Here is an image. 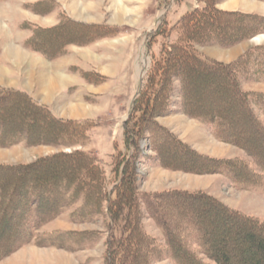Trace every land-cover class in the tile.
Instances as JSON below:
<instances>
[{"label": "rangeland", "instance_id": "rangeland-1", "mask_svg": "<svg viewBox=\"0 0 264 264\" xmlns=\"http://www.w3.org/2000/svg\"><path fill=\"white\" fill-rule=\"evenodd\" d=\"M212 1L214 7L220 11L250 13L264 17V0ZM5 5L10 6L15 13L18 12L15 15L22 17L24 33L27 32L28 35H31L36 27L48 28L68 19L65 21V25L69 26L68 32L56 35V38L62 41L67 38L61 44L63 45L61 50L65 49L63 54L51 59L43 57L47 61L56 63L57 68L63 62L66 63L65 65H73L68 69L73 74L68 79L71 83L67 93L69 97L65 96L63 88L59 87V77L52 78L50 75L44 76V82L48 84V86L44 85V90L55 91L59 87L55 93L48 94L39 90L38 99L27 94L35 103L46 107L47 112L55 119L79 121L84 124V128L80 136L82 139L73 145L50 144L48 142L50 136L41 134L37 127L34 130L33 140L40 139V141L28 145L19 143L0 147V166L6 168H0V177H11L18 173L14 168L22 166H28L26 170L33 168L36 171L45 168L46 172L41 175L57 172L59 167L66 168L72 161L70 159L50 161L48 158L59 153L78 150L89 155L93 164L100 169L98 187L101 189L99 199H86L85 202L81 193L72 197L73 199L66 198L61 212L42 224L34 232L28 244L0 259V264H110L108 237L110 232L113 231L118 235L120 231L113 228L114 224L112 226L113 222L109 215L115 214L114 223L120 225L124 219L121 212L125 207L120 206L119 211L113 213V206L108 205V197L116 196V192H112V189L121 178L122 169L126 166L127 174H131L129 184L133 189V199L138 206L134 216L135 221L141 230V235L147 236V239L142 238L139 242L143 246L137 247V253L145 256L147 264H179V262L171 257L163 234L147 212L143 201L147 195H151L168 213L167 219L174 220L176 217L172 212L173 207L162 202L177 203L174 193L182 192L197 193L202 199L209 201L208 211L213 212L214 215L212 219L214 226L209 227V230L219 238L215 240V246L232 255L230 264H242L232 247L243 246L246 235L241 232L229 234L227 230L245 229L246 226L230 220L229 216L226 219L223 215L235 212L264 221V182L257 187L237 188L226 175L209 172L208 161L240 160L259 174L260 170L255 161L238 146L218 140L208 123L188 114L182 85L176 76L181 72L180 69L178 74H170L166 82V92L164 91V94L163 91L160 92L162 99L158 100V105L151 110L147 109L143 115L141 113V109L147 105V81L152 73L155 74V71H152L154 65L163 57L164 50L171 43L177 42L178 35L182 33L177 23L179 18L187 9H203L205 2L203 0H12L9 4L2 3V6ZM258 23L263 25L264 21ZM0 27L5 31L1 19ZM105 31H108L109 35L100 36L86 45L65 44L69 39L80 40L83 34H91L89 37H95ZM231 32L234 33L232 30ZM232 37L235 36L232 34ZM228 38L224 34L217 36L209 32L206 38L202 37L192 43V50L208 61L231 67L240 91L251 99L249 100L252 111L264 126V77L256 71L257 64L263 60L264 31L231 43L227 42ZM41 39L47 44V46L43 45L45 50L51 51L54 47L52 40L46 37ZM246 53H249L247 60L243 57ZM25 55L16 47H11L9 50V59L16 62ZM34 60H32L34 67L31 77L36 80L38 75L46 70V65L43 60L41 62ZM17 64L21 71H24L26 61H18ZM202 69L204 66L200 68ZM198 78L196 77L195 81L202 84V77ZM210 82L211 80L203 82L207 84L208 90L213 87ZM0 88L10 87L0 85ZM219 89L220 86L217 85L211 90L213 94V99H210L211 105L216 103ZM32 90L36 91L38 88ZM138 92H140L139 97ZM199 96H201L199 93H193L190 100H195ZM44 97L47 98L43 100ZM226 97L228 99L230 95ZM220 101L218 99V102ZM19 106L22 107L21 104ZM13 116L11 123H18L19 114ZM24 117L28 120L30 118L28 115ZM44 120L42 117L41 121ZM126 128L132 130L129 139L125 138ZM160 131L164 132L168 139L167 143L166 138L163 140L165 149L182 152L186 157L181 158L180 154L176 155L177 153L168 157L163 156V162L171 167L161 165L158 153L154 149V146L158 145L155 141L159 142L158 135H162ZM250 145L249 147L255 149L258 144ZM175 147H179L178 150ZM262 149L264 150V147ZM181 159H184L185 163H178ZM261 160L264 161V155H261ZM184 168L194 170L189 171ZM34 173L36 174L33 170L28 174ZM191 203L192 206L186 208V213L198 212L197 199H191ZM118 204L121 205L120 202ZM200 214L203 217L208 216L204 212ZM186 231L183 233L189 237L187 238L189 249L203 263L213 264L201 253L193 236V229L188 228ZM10 232V230H0V243L5 247L10 246L7 239ZM118 260L120 261L116 256L112 264H119Z\"/></svg>", "mask_w": 264, "mask_h": 264}, {"label": "trees", "instance_id": "trees-1", "mask_svg": "<svg viewBox=\"0 0 264 264\" xmlns=\"http://www.w3.org/2000/svg\"><path fill=\"white\" fill-rule=\"evenodd\" d=\"M203 1L205 2L203 9L187 10L179 18L177 23L180 25L182 33L178 35L177 42L171 43L164 50L163 57L154 65L152 71H155V74L152 73L147 81V105H144L145 107L141 109V113L143 115L147 109L151 110L158 105V100L162 99V91L164 94L167 89L166 82L170 78V74L176 75L180 69L181 72L176 76L182 85L188 114L208 123L213 135L218 140L234 144L247 152L259 167L260 173L254 172L243 161L236 159L207 160L210 163L207 170L226 175L237 188L246 189L261 186V183L264 182V161L261 160V155H264L262 149L264 147V126L252 111L251 99L246 93L240 91L230 66L217 64L196 55L192 50V43L197 39H202V37L206 38L209 32L217 36L224 34L229 37L228 43L245 39L257 32L264 31V24L258 23L264 21V17L250 13L220 11L214 7L212 0ZM67 20L60 21L48 28H34L26 41V46L49 59L63 54L65 49L61 50L63 46L61 44L67 38L62 41L57 39L56 35L68 32L69 26L65 25ZM107 34L109 35L108 31L95 37H89L91 34H83L80 40L69 39L65 44L82 46ZM232 34L235 36L234 38ZM41 37L52 40L54 47L51 51L45 50L43 45L47 46V44L43 42ZM248 54L246 53L243 56L246 60L249 57ZM262 59L257 64L256 71L261 77H264V53ZM203 66L204 69L200 70ZM192 73H195V75ZM196 77H202V84H199L197 80L195 81ZM208 79L211 80L210 83L213 86L210 90L206 89L207 84L203 83L209 81ZM217 85L220 86V91L216 95V103L214 102V105H211L210 99H213L211 90H214ZM196 92L201 96L195 100H190V97ZM139 95L140 92H138V97ZM227 95H230L228 99ZM218 99L221 101L218 102ZM135 101H133L134 107ZM0 103L2 104V109L0 108V147H9L19 143L28 145L40 141V139L33 140L34 130L37 127L41 134L50 136L48 140L50 144L68 146L78 143L82 139L80 137L84 128L82 122L55 119L47 112L46 107L35 103L24 91L0 88ZM20 104L22 107L19 106ZM16 113L19 114L20 119L18 123L13 124L11 120ZM25 115L30 116L29 120L24 117ZM42 117L45 119L44 121H41ZM136 126L140 127L137 124ZM149 131L152 133L151 130ZM130 133H132V130L126 128L125 138H131ZM160 133L162 135H158L159 142L155 141V144L158 145L154 146V149L158 153L161 165L171 167L163 162V156L168 157L177 153L176 155L180 154L181 158H184L185 155L182 152L178 153L165 149L163 140H165L166 134L162 131ZM167 141L166 138L165 142L167 143ZM42 142L44 141L42 140ZM253 143L258 144L257 148L252 149L249 147ZM176 148L178 150L179 147ZM62 159H70L72 163H69L66 168L61 166L57 172L52 171L47 175H41L46 172L45 168L36 171L33 168L26 170L28 166H22L14 168L16 171L18 170L17 174L11 177H0V230L11 231L7 235L10 246L6 245V247H9V249L6 250V247L0 243V259L15 249L28 244L34 232L42 224L61 212L63 201L66 198L73 199L72 197H76L77 194L81 193L85 202L86 199H99L101 187L98 186L101 173L100 169L93 164L92 158L78 150L70 153H59L48 158L50 161ZM184 161V159H181L178 163H185ZM0 168L6 169L1 166ZM126 168L122 169V176L112 189V192H116V196L108 197V205L113 206V213H117L120 206L125 207L121 212L124 219L120 225L114 223L115 214L109 215L110 220L113 222L112 226L114 224L113 228L118 229L120 233L116 235L112 231L109 234L108 246L109 257L111 258L108 262L112 264L118 256L120 259V261L118 260L119 264H147L145 256L137 253L139 246H143L139 242L142 238L147 239V236L145 234L141 235V230L135 221L134 216L138 206L133 199L132 186L129 184L131 174H127ZM184 169L194 170L192 168ZM33 170L36 174H28ZM174 195L177 203H172V201L162 202V204L166 203L168 206L173 207L172 212L176 217L174 220L167 219V216L169 217L168 213L163 210L161 204H157L151 195H147L143 201L147 212L160 228L171 257L178 260L179 264H205L188 247L187 238L189 237L183 232H187L188 228H192L194 231L193 236L200 247L201 253L206 258L210 259L213 264H230L233 259L232 255L226 250L215 246V240L219 238H216L215 235L217 234H212L209 230V227L214 226L213 212L208 211L207 207L209 201L202 199L201 195L197 193L182 192L174 193ZM193 198L199 202L197 205L198 212L186 213V208L192 206L191 199ZM119 202L121 205L118 204ZM199 212H204L208 216H200ZM223 216L226 219L229 216L230 220L246 226L245 229L233 228L227 230L229 234L241 232L246 235L245 243L241 246L243 248H237L235 245L232 247L241 259V263L264 264V221H258L235 212L230 215L226 213ZM185 228L187 229L185 230Z\"/></svg>", "mask_w": 264, "mask_h": 264}, {"label": "crops", "instance_id": "crops-1", "mask_svg": "<svg viewBox=\"0 0 264 264\" xmlns=\"http://www.w3.org/2000/svg\"><path fill=\"white\" fill-rule=\"evenodd\" d=\"M10 2H12V0H0V19L5 27V29L3 28L5 31H3L2 27H0V73H3L0 74V85L24 91L30 94L32 98L36 99H38L37 94H39V90L40 92L44 91L48 94H51L52 92L55 93V91L59 87H62L65 96L69 97V94L67 93H69L71 83L68 81V79L71 78L73 74L72 72H69L68 69L73 65H65L66 63L63 62V64H61L60 67L57 68L56 63L50 60L47 61L42 55L28 48L26 46V41L30 35H28L27 32L26 34L24 33V27L22 25V22L24 21L21 20L22 17L20 18L15 15L18 12L15 13L13 9L10 8V6H2V3L9 4ZM98 7L99 5L96 6V8ZM11 47H16L26 54L18 60L20 62L24 60L26 61L27 66L25 65L24 71H21L20 67L17 64L18 61L16 62V60L9 59V50ZM32 60L36 62H41V60H43L46 65V70H44L42 74L38 75L36 80L31 77V73L33 71L32 67H34V63ZM3 75H5V77H3ZM45 75H50L52 78L59 77L60 86L55 91L44 90V85L48 86V84L44 82ZM35 87L38 88V90H32ZM46 98L47 97H44L43 100Z\"/></svg>", "mask_w": 264, "mask_h": 264}, {"label": "bare ground", "instance_id": "bare-ground-1", "mask_svg": "<svg viewBox=\"0 0 264 264\" xmlns=\"http://www.w3.org/2000/svg\"><path fill=\"white\" fill-rule=\"evenodd\" d=\"M14 52V51H13ZM16 52V51H15ZM18 55V54H17Z\"/></svg>", "mask_w": 264, "mask_h": 264}]
</instances>
